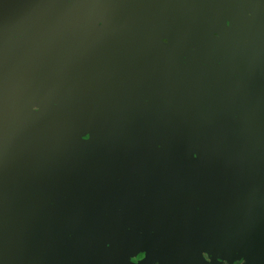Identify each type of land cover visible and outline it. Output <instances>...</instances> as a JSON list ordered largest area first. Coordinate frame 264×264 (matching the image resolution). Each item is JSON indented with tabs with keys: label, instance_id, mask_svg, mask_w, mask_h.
<instances>
[{
	"label": "water",
	"instance_id": "obj_1",
	"mask_svg": "<svg viewBox=\"0 0 264 264\" xmlns=\"http://www.w3.org/2000/svg\"><path fill=\"white\" fill-rule=\"evenodd\" d=\"M140 253L264 264V0H0V264Z\"/></svg>",
	"mask_w": 264,
	"mask_h": 264
},
{
	"label": "clouds",
	"instance_id": "obj_2",
	"mask_svg": "<svg viewBox=\"0 0 264 264\" xmlns=\"http://www.w3.org/2000/svg\"><path fill=\"white\" fill-rule=\"evenodd\" d=\"M249 17H251V13L248 14ZM225 25L228 26V22H225ZM215 35V34H214ZM33 111H36V109H33ZM85 139H87V137H85ZM145 259V254L144 253H140L133 261L132 264H137L138 261L144 260ZM205 259H207V256H205ZM235 264H245V261L243 259H240L238 261L235 262Z\"/></svg>",
	"mask_w": 264,
	"mask_h": 264
}]
</instances>
